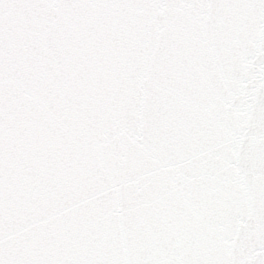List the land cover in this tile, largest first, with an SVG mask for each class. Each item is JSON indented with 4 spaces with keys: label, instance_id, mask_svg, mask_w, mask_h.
<instances>
[{
    "label": "snow or ice",
    "instance_id": "6c2138e0",
    "mask_svg": "<svg viewBox=\"0 0 264 264\" xmlns=\"http://www.w3.org/2000/svg\"><path fill=\"white\" fill-rule=\"evenodd\" d=\"M0 264H264V0H0Z\"/></svg>",
    "mask_w": 264,
    "mask_h": 264
}]
</instances>
